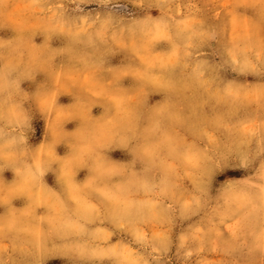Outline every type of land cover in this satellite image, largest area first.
I'll return each instance as SVG.
<instances>
[{
	"label": "rangeland",
	"instance_id": "1",
	"mask_svg": "<svg viewBox=\"0 0 264 264\" xmlns=\"http://www.w3.org/2000/svg\"><path fill=\"white\" fill-rule=\"evenodd\" d=\"M0 264H264V0H0Z\"/></svg>",
	"mask_w": 264,
	"mask_h": 264
}]
</instances>
